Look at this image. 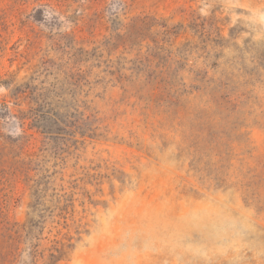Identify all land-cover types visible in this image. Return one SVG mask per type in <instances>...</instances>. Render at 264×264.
I'll return each mask as SVG.
<instances>
[{
    "label": "rangeland",
    "instance_id": "obj_1",
    "mask_svg": "<svg viewBox=\"0 0 264 264\" xmlns=\"http://www.w3.org/2000/svg\"><path fill=\"white\" fill-rule=\"evenodd\" d=\"M138 60L178 91L137 92ZM205 205L227 245L185 225ZM122 245L264 264V0H0V264Z\"/></svg>",
    "mask_w": 264,
    "mask_h": 264
},
{
    "label": "clouds",
    "instance_id": "obj_2",
    "mask_svg": "<svg viewBox=\"0 0 264 264\" xmlns=\"http://www.w3.org/2000/svg\"><path fill=\"white\" fill-rule=\"evenodd\" d=\"M185 225L203 232L210 242L224 246L238 225L211 205L191 209L184 217ZM150 242H145V248ZM223 250V249H222ZM135 249L122 245L114 252L116 264H134Z\"/></svg>",
    "mask_w": 264,
    "mask_h": 264
},
{
    "label": "trees",
    "instance_id": "obj_3",
    "mask_svg": "<svg viewBox=\"0 0 264 264\" xmlns=\"http://www.w3.org/2000/svg\"><path fill=\"white\" fill-rule=\"evenodd\" d=\"M151 60L147 59V63ZM135 73L136 78L138 79L141 76H145V79H141L137 88V92H151L152 90H162V92H166L170 89H175L178 91V82L164 79L157 80V76L155 75L154 70H152L150 64L143 63L138 60V64L133 68V74ZM136 79V80H137Z\"/></svg>",
    "mask_w": 264,
    "mask_h": 264
}]
</instances>
